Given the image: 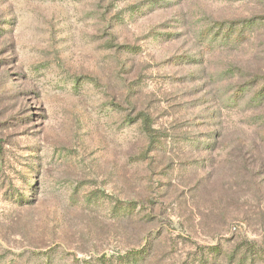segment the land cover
Returning a JSON list of instances; mask_svg holds the SVG:
<instances>
[{
	"label": "rangeland",
	"instance_id": "rangeland-1",
	"mask_svg": "<svg viewBox=\"0 0 264 264\" xmlns=\"http://www.w3.org/2000/svg\"><path fill=\"white\" fill-rule=\"evenodd\" d=\"M262 89L264 0H0V264H264Z\"/></svg>",
	"mask_w": 264,
	"mask_h": 264
},
{
	"label": "trees",
	"instance_id": "trees-1",
	"mask_svg": "<svg viewBox=\"0 0 264 264\" xmlns=\"http://www.w3.org/2000/svg\"><path fill=\"white\" fill-rule=\"evenodd\" d=\"M234 28H236V27H234ZM231 32L232 31H230V32H228L225 36H224V38H226L225 39V43H229V42H231L232 40L234 41V39H232V35H231ZM218 35H216V36H213V37H217ZM222 36V35H221ZM248 87H252V86H256V83L255 82H253V83H250L249 85H247ZM261 92L263 93L264 92V89H262L261 90ZM258 94H260V92L258 93ZM215 252H216V254L218 255V254H220L221 252L219 251V249L217 248L216 250H214ZM246 262H243V264H245ZM237 264H241V263H237Z\"/></svg>",
	"mask_w": 264,
	"mask_h": 264
}]
</instances>
